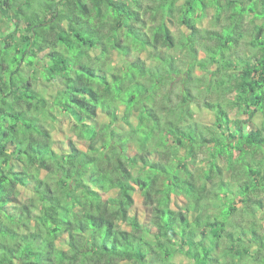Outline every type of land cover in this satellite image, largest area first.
I'll use <instances>...</instances> for the list:
<instances>
[{"label": "trees", "instance_id": "1", "mask_svg": "<svg viewBox=\"0 0 264 264\" xmlns=\"http://www.w3.org/2000/svg\"><path fill=\"white\" fill-rule=\"evenodd\" d=\"M2 18L0 264H264V0Z\"/></svg>", "mask_w": 264, "mask_h": 264}, {"label": "rangeland", "instance_id": "2", "mask_svg": "<svg viewBox=\"0 0 264 264\" xmlns=\"http://www.w3.org/2000/svg\"><path fill=\"white\" fill-rule=\"evenodd\" d=\"M40 2H45V0H34L35 8L38 7V4ZM7 14L9 16L12 15L11 12H9V11L7 12ZM210 21H211L210 16L209 17L207 16L206 19L204 20V23H203L204 26H208L210 24ZM12 27H13V25L8 20V18H2L1 19V25H0V31L1 32H7V30L8 29L10 30ZM176 27L179 28L180 26L177 24ZM115 60L116 61H114V62H117V59L116 58H115ZM45 63L46 62L44 60H42V59H39L38 62H37V64L40 67V69H42L44 67ZM39 75L41 76V73H39ZM49 85H50L49 88H51L52 87V84H49ZM204 116L208 117V119H211L212 118V115L211 114H206ZM67 127H68V124H65L64 125V128H67ZM135 198H136V206H137L136 212L139 213V215H140V217L142 219H145L147 217L148 213H147V210H146L145 205H144V198L138 192L135 194Z\"/></svg>", "mask_w": 264, "mask_h": 264}]
</instances>
